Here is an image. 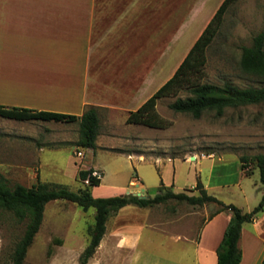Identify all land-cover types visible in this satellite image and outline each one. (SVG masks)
<instances>
[{
    "label": "crops",
    "instance_id": "0c3cea01",
    "mask_svg": "<svg viewBox=\"0 0 264 264\" xmlns=\"http://www.w3.org/2000/svg\"><path fill=\"white\" fill-rule=\"evenodd\" d=\"M207 1L0 0V106L76 116L95 107L98 112L128 115L177 68L171 67L173 70L164 81L168 67L164 72L162 58L158 56L164 45L161 20H170L165 34H178L179 20L193 18L202 10L199 4ZM36 121L41 120L0 117V178L38 180L45 167L43 157L55 158L49 163L58 161L64 145L70 146L65 172L75 170L77 178L79 170L95 169H81L75 161L79 129L73 127L77 123L55 124L50 129ZM137 155L143 162L147 160ZM150 159L156 164L160 157ZM242 172L246 174L245 170ZM175 181V177L170 182L160 179L152 197L159 192H174ZM195 186L183 192L196 196ZM100 187L101 181L94 189ZM203 187L207 193L214 188ZM126 207L111 215L87 264H217L216 249L232 215L230 210L208 217L198 231L187 234L184 229L194 224L172 220L169 223L175 226L161 228L164 224L151 217L153 207H138L131 212L135 219H123ZM259 221L256 217L242 226L240 264H262L264 228ZM144 228L165 236L164 241L154 244V251L147 245L141 246L140 232Z\"/></svg>",
    "mask_w": 264,
    "mask_h": 264
},
{
    "label": "rangeland",
    "instance_id": "374dc122",
    "mask_svg": "<svg viewBox=\"0 0 264 264\" xmlns=\"http://www.w3.org/2000/svg\"><path fill=\"white\" fill-rule=\"evenodd\" d=\"M219 1L200 3L202 10L196 12L193 18L180 19L178 34H165L166 24L170 20H161L164 25V45L158 56L162 58L164 72L168 67V71L163 74L164 81L186 55L210 19V14L218 7ZM263 28L264 0H234L224 15L217 35L206 50L201 83L220 87L231 84L240 89L264 87V80L247 75L240 68L243 47H250L253 38ZM187 95V91L182 90L176 97H164L157 101V114L171 122L165 129L128 124L125 113L98 112L99 147L94 150L79 147L83 156L75 155V161L81 169L94 167L93 170H97L102 177L101 187L91 189L94 197L116 196L130 190H139L141 194L152 197L160 179L170 182L173 177L176 181L172 190L181 193L185 188L194 186L200 178L203 185L214 187L208 193L225 205H235L246 211L258 205L263 186L253 158L257 154H264V103L227 108L220 117L214 112H208L194 119L187 114L175 113L169 107L177 97L185 98ZM36 122L50 129L55 124L63 123ZM73 128L78 130L79 124ZM69 149L70 146L64 145L56 162L49 163L54 157H43L42 164L50 170L42 168L39 180L61 184L75 192L86 184L76 178L75 170L64 171ZM137 154L147 160L143 162ZM202 155L212 157L202 158ZM194 156L196 160H188ZM150 157H160V160L155 164V160ZM241 157L246 158V174L242 172ZM166 158L174 160L169 162ZM5 182L9 186L19 183L31 187L37 180L9 178ZM137 182L140 185L136 186ZM184 192L191 195L188 191ZM135 209L139 208L127 206L123 219H135L131 213ZM218 209L216 204L198 207L170 200L155 205L151 209V217L164 224L161 228L175 226L169 223L172 220H179L181 224H194L183 231L190 234L194 229L198 231L203 221ZM262 212L256 217L264 228ZM94 215L95 209L90 208L85 212L65 200L47 203L41 227L27 251L24 264H78V257L89 241L87 228L93 225ZM25 225L26 222H18L11 212H0V264H12V252L24 233ZM133 227L136 226L133 224ZM140 233L141 246L147 245L153 251L154 244L165 240L163 234L145 228Z\"/></svg>",
    "mask_w": 264,
    "mask_h": 264
},
{
    "label": "trees",
    "instance_id": "16d2710c",
    "mask_svg": "<svg viewBox=\"0 0 264 264\" xmlns=\"http://www.w3.org/2000/svg\"><path fill=\"white\" fill-rule=\"evenodd\" d=\"M233 1L223 0L221 2L173 74L141 106L128 113L126 123L156 129L168 128L171 122L157 114L156 103L164 97H176L182 90L187 91L188 95L185 98L177 97L169 107L175 113L187 114L194 119H199L208 112H214L217 117H220L227 108L264 103V87L240 89L231 84H224L220 87L201 83L203 68L206 64V50L217 35L224 15ZM240 68L245 74L264 80V28L253 38L250 47H243ZM0 117L19 121L78 122L79 140L76 145L82 148L96 149L99 117L95 107H89L81 116H76L29 108L0 106ZM253 160L255 167L259 170L263 190L258 205L249 212H244L235 205H225L216 197L209 195L199 179L194 188L198 191L196 196H189L184 192L167 191L159 192L154 197L142 198L132 193L94 197L91 189L98 187L100 180L91 177L93 169L78 171L77 179L83 183L88 179L89 184L80 187L75 192L64 185L41 182L39 179L31 187L19 183L9 186L4 178H0V212H11L18 222H26L24 233L12 252V264H24L27 251L41 227L45 206L55 200L74 203L85 212L90 208L95 209L94 223L87 228L89 241L79 257L78 264H87L92 258L105 234L106 224L111 215L129 205L149 208L170 200L187 202L198 207L206 204L218 205L219 209L214 211L209 218L220 211L230 210L232 215L216 249L217 264H240L242 253L239 241L242 226L252 223L256 216L264 210V154L255 155ZM240 161L242 170H245L246 158L241 157ZM262 264H264V257Z\"/></svg>",
    "mask_w": 264,
    "mask_h": 264
},
{
    "label": "built area",
    "instance_id": "2783aa9c",
    "mask_svg": "<svg viewBox=\"0 0 264 264\" xmlns=\"http://www.w3.org/2000/svg\"><path fill=\"white\" fill-rule=\"evenodd\" d=\"M75 155L77 157H82L83 156V153L79 150V147L75 148ZM202 158H205V157H212V155H202L201 156ZM196 156L192 157V158H189L188 160H196ZM91 177H95L96 179L98 180H101V175L100 173L97 171V170H93L92 173H91ZM85 184H89V180H85L84 181ZM139 193H142L141 191H138Z\"/></svg>",
    "mask_w": 264,
    "mask_h": 264
},
{
    "label": "water",
    "instance_id": "95a60500",
    "mask_svg": "<svg viewBox=\"0 0 264 264\" xmlns=\"http://www.w3.org/2000/svg\"><path fill=\"white\" fill-rule=\"evenodd\" d=\"M134 195H137L139 197H142V198H146V195L144 194H141V193H133Z\"/></svg>",
    "mask_w": 264,
    "mask_h": 264
}]
</instances>
